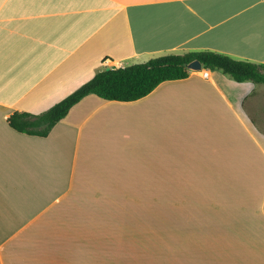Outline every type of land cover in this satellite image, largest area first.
I'll list each match as a JSON object with an SVG mask.
<instances>
[{
    "label": "crops",
    "instance_id": "obj_1",
    "mask_svg": "<svg viewBox=\"0 0 264 264\" xmlns=\"http://www.w3.org/2000/svg\"><path fill=\"white\" fill-rule=\"evenodd\" d=\"M196 50L264 64V0H0V264H264V83L201 68L46 136L7 122Z\"/></svg>",
    "mask_w": 264,
    "mask_h": 264
},
{
    "label": "trees",
    "instance_id": "obj_2",
    "mask_svg": "<svg viewBox=\"0 0 264 264\" xmlns=\"http://www.w3.org/2000/svg\"><path fill=\"white\" fill-rule=\"evenodd\" d=\"M195 59L203 69L221 70L235 81L264 83V64L211 50L166 53L145 62L102 68L48 109L37 114L14 111L7 122L18 132L46 136L54 124L84 96L95 94L106 100L133 101L151 92L162 81L187 77L190 73L187 65Z\"/></svg>",
    "mask_w": 264,
    "mask_h": 264
},
{
    "label": "water",
    "instance_id": "obj_3",
    "mask_svg": "<svg viewBox=\"0 0 264 264\" xmlns=\"http://www.w3.org/2000/svg\"><path fill=\"white\" fill-rule=\"evenodd\" d=\"M187 68L192 71H199L202 68L201 63L195 59L188 63Z\"/></svg>",
    "mask_w": 264,
    "mask_h": 264
},
{
    "label": "rangeland",
    "instance_id": "obj_4",
    "mask_svg": "<svg viewBox=\"0 0 264 264\" xmlns=\"http://www.w3.org/2000/svg\"><path fill=\"white\" fill-rule=\"evenodd\" d=\"M168 195H170L171 198H174L173 192H171V194ZM147 201H160V194L158 193V191H151V195L149 196Z\"/></svg>",
    "mask_w": 264,
    "mask_h": 264
},
{
    "label": "built area",
    "instance_id": "obj_5",
    "mask_svg": "<svg viewBox=\"0 0 264 264\" xmlns=\"http://www.w3.org/2000/svg\"><path fill=\"white\" fill-rule=\"evenodd\" d=\"M200 72H201V75L203 77H208V75H209V70L208 69H202Z\"/></svg>",
    "mask_w": 264,
    "mask_h": 264
}]
</instances>
